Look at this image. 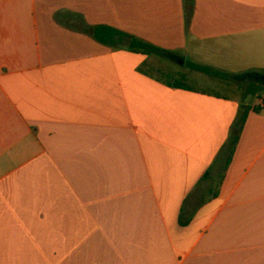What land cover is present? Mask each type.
<instances>
[{
    "label": "crops",
    "instance_id": "obj_1",
    "mask_svg": "<svg viewBox=\"0 0 264 264\" xmlns=\"http://www.w3.org/2000/svg\"><path fill=\"white\" fill-rule=\"evenodd\" d=\"M98 25L264 73V0H0V264H264V105L198 196L241 99L166 85Z\"/></svg>",
    "mask_w": 264,
    "mask_h": 264
},
{
    "label": "trees",
    "instance_id": "obj_2",
    "mask_svg": "<svg viewBox=\"0 0 264 264\" xmlns=\"http://www.w3.org/2000/svg\"><path fill=\"white\" fill-rule=\"evenodd\" d=\"M93 35L96 39H98L100 42L109 45L110 47H121L124 46L128 48L129 50L133 52H141L144 54H147L149 56H152L158 59H168V60H175L176 55L174 52L164 49L160 46H157L151 42H148L138 36L132 35L126 31L120 30L118 28H114L108 25H98L93 27ZM155 62H151L149 64L144 65V67L140 68V70L144 73H150L153 72L154 69H156V66L154 65ZM189 67L191 69L203 72L209 76H212L215 79L220 80L222 83H225L227 86H223L225 90H228L230 88V84L234 81H240L245 74H236L232 72H226L224 70L212 67L210 65L205 64H199L196 62H189ZM162 76L158 79L165 83L166 85L172 87V88H183V89H198L202 91H210L213 92L216 95H223V96H231L232 98L235 97V95H232L230 93H222L220 91L216 90H204L201 88H197L189 84V77L185 72H174V71H164L162 72ZM264 91V83H254L252 85H249L246 90L243 93V97L241 99V105H240V113L238 117L236 118L235 122L232 124L230 128V134L229 139L226 144L227 146V157L224 163V166L222 168V171L219 174L218 177V185L216 186L215 191L213 190L212 197L218 195V188L222 184L227 170L229 168V165L231 163L232 157L235 153L236 147L240 141L241 135L243 133L245 124L248 119V115L252 109V106L247 104V98L251 95H259L261 92ZM261 96V95H260ZM256 111L260 109L259 107L254 108ZM209 176V172H206L202 179H205ZM189 198L186 199L184 202V205L181 210L180 214V224L181 225H187L193 218L194 214L198 210L199 206L203 203V201L198 202L195 204V206L190 209L189 208Z\"/></svg>",
    "mask_w": 264,
    "mask_h": 264
},
{
    "label": "rangeland",
    "instance_id": "obj_3",
    "mask_svg": "<svg viewBox=\"0 0 264 264\" xmlns=\"http://www.w3.org/2000/svg\"><path fill=\"white\" fill-rule=\"evenodd\" d=\"M225 52H219V55H217V58L212 56V53L210 52V54H207L208 58V62H203V61H199L192 53L187 52L186 55V61L187 62H180L179 60H165L163 62H158L157 60H154V65L156 66V69L153 70V72L158 75L159 77L162 76V72L164 71H178V72H185L188 77H189V84H191L194 87L197 88H201L204 90H216V91H220L222 93H230L232 95H235L239 98L243 97V93L246 90V88L249 85H252L253 82L254 83H259L253 79L247 78V79H241L240 81H234L230 84V89L225 90L224 88H222L223 86H227L225 83H222L220 80L213 78L212 76H209L203 72L191 69L189 67V62L191 61H199V64L204 63L205 65H210L212 67L221 69L219 67H216L215 64L213 63H217V61L220 60H225V62L230 63V59L228 58V56L224 57L222 55H224ZM219 56V57H218ZM202 62V63H200ZM238 62V58L235 59V63ZM234 63V62H233ZM231 67H228L226 69H221L224 70L226 72H231L230 71ZM248 73H253V72H248ZM256 73H260V72H256ZM261 94H264V91L261 92ZM261 95V96H262ZM259 98L260 95H251L247 98V101L251 104H259ZM215 174V173H214ZM211 174L207 179H205L202 183H200V185L198 186V188L196 189L197 191V195H206L209 192L210 187H212V189L214 187L217 186V180H218V176Z\"/></svg>",
    "mask_w": 264,
    "mask_h": 264
},
{
    "label": "water",
    "instance_id": "obj_4",
    "mask_svg": "<svg viewBox=\"0 0 264 264\" xmlns=\"http://www.w3.org/2000/svg\"><path fill=\"white\" fill-rule=\"evenodd\" d=\"M181 61L184 62L183 60H181ZM247 78L253 79V80L257 81V82L264 83V73L253 72V73L245 74L242 77V79H247Z\"/></svg>",
    "mask_w": 264,
    "mask_h": 264
},
{
    "label": "built area",
    "instance_id": "obj_5",
    "mask_svg": "<svg viewBox=\"0 0 264 264\" xmlns=\"http://www.w3.org/2000/svg\"><path fill=\"white\" fill-rule=\"evenodd\" d=\"M259 104L264 105V95L260 96Z\"/></svg>",
    "mask_w": 264,
    "mask_h": 264
}]
</instances>
